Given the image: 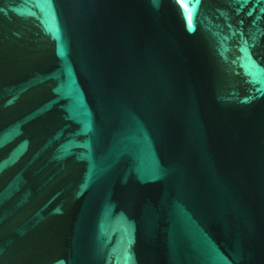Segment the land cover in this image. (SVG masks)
<instances>
[{
  "label": "water",
  "instance_id": "95a60500",
  "mask_svg": "<svg viewBox=\"0 0 264 264\" xmlns=\"http://www.w3.org/2000/svg\"><path fill=\"white\" fill-rule=\"evenodd\" d=\"M0 264H264V0H0Z\"/></svg>",
  "mask_w": 264,
  "mask_h": 264
}]
</instances>
